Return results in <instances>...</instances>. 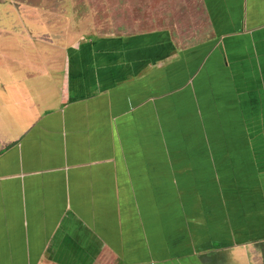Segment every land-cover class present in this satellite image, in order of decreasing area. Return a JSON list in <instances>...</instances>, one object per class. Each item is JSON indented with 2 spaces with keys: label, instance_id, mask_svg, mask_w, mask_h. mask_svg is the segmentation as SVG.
Returning a JSON list of instances; mask_svg holds the SVG:
<instances>
[{
  "label": "crops",
  "instance_id": "crops-1",
  "mask_svg": "<svg viewBox=\"0 0 264 264\" xmlns=\"http://www.w3.org/2000/svg\"><path fill=\"white\" fill-rule=\"evenodd\" d=\"M123 2L0 5V264H264V0Z\"/></svg>",
  "mask_w": 264,
  "mask_h": 264
},
{
  "label": "rangeland",
  "instance_id": "rangeland-1",
  "mask_svg": "<svg viewBox=\"0 0 264 264\" xmlns=\"http://www.w3.org/2000/svg\"><path fill=\"white\" fill-rule=\"evenodd\" d=\"M12 1H16V0H0V5L1 6H4L6 3H11ZM20 1V0H18ZM66 2H63L62 3V7H61V11L60 13L58 12H54V13H47V12H40L38 13L37 10L33 9L31 6L33 5H36L38 6L40 9H44L43 7L45 5H49V3H52L54 2V0H49L47 3H42L40 2V0H32L31 3H28L26 5H24L23 9H20L19 10V13H20V16H23L24 20H26V22L28 21V24H30V21H33V19L35 20H38V21H42V19L39 17H48L47 19L49 21H52L54 24H58V27L62 26L64 24V17H62L63 15L64 16H67L68 14V1L69 0H65ZM88 1H92L94 2V5L92 6L93 9H87V12H88V17L86 15H84L86 17L85 20H88V21H85L84 22V25H87L86 27L82 24V25H78L77 29H73V26L71 27V29L74 31V30H78V31H82L86 33V35H92V33H95L94 31L96 30L95 27H98L99 25L97 24H100L102 22V25H106V24H113L115 21H116V18H118V20H120V22H122V19H128V16H136L138 15V12H137V8H136V12H134V8L132 7V12H131V7L130 8H127V5L125 4H121L120 7H118L117 9H111L108 7V5L105 7V8H102L101 6L102 5H99L98 2L100 0H83V1H80V0H72V3L73 5H75V2H78L79 4L80 3H84V2H88ZM104 3H107V0H103ZM111 1V0H110ZM121 3L122 1L124 0H120ZM137 1H144V0H137ZM130 2H134V5L135 4V0H130ZM59 4V3H58ZM88 7H91V3L88 4ZM100 7V8H99ZM9 10V9H8ZM40 11V10H39ZM80 10L78 9L76 14L75 12L72 11V15H77L78 17L80 16L79 15V12ZM93 11V12H92ZM92 12L93 14V17H96L95 18V21H90V19L92 18V16L90 15V13ZM37 14H40L39 16ZM142 15V13H141ZM76 17V16H75ZM74 17V19H75ZM77 18V17H76ZM90 18V19H89ZM94 20V18H92ZM102 19V20H101ZM114 19V21H113ZM66 23V22H65ZM61 24V25H59ZM65 25V26H64ZM63 26V29L62 28H59V30H61L62 32H64V28L66 27V24H64ZM28 26V25H27ZM35 26V25H34ZM100 28V27H99ZM47 33H50V32H47ZM74 33V32H73ZM74 35V34H73ZM95 35V34H94ZM16 53L15 52H9V55H15ZM43 57V56H42ZM45 57V55H44ZM24 61V64L20 61L19 63H17V65L19 66L18 68L20 67H23V74L24 76L28 75L27 73L31 74V70H25L26 67H28L29 65H26V64H31L29 63L28 61ZM35 64V63H34ZM56 64H58L56 62ZM32 65V64H31ZM37 65V64H35ZM38 66V65H37ZM39 68H40V73H38V69H35L34 71L32 72H35L34 73V76L32 78V80L34 81H43V85L45 87H51L52 85L51 84H55V86L57 85L58 81H56V76L59 77V72H58V69L59 67L57 65L53 66V68L51 67H46V64L44 65H39ZM46 73H43L44 70H46ZM51 69V70H49ZM19 70V69H18ZM22 70V69H21ZM29 79V78H28ZM30 82V80H29Z\"/></svg>",
  "mask_w": 264,
  "mask_h": 264
},
{
  "label": "trees",
  "instance_id": "trees-1",
  "mask_svg": "<svg viewBox=\"0 0 264 264\" xmlns=\"http://www.w3.org/2000/svg\"><path fill=\"white\" fill-rule=\"evenodd\" d=\"M21 1H23L24 3H27V2H31L32 0H21ZM40 1H44V2H48L49 0H40ZM80 1H83V0H80ZM100 1H103V0H100ZM63 2H66L65 0H54V2H52V3H50V5L51 4H53L54 6H53V8H50L52 11H55V12H60L62 9H61V5H62V3ZM70 2H71V0H69L68 1V6H69V4H70ZM59 3V4H58ZM103 3H104V1H103ZM83 10H85V9H83ZM72 11H73V9H68V13H72Z\"/></svg>",
  "mask_w": 264,
  "mask_h": 264
}]
</instances>
